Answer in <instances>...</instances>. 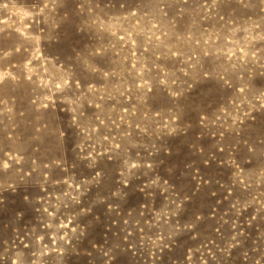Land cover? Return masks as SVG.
<instances>
[{"label": "rangeland", "instance_id": "1", "mask_svg": "<svg viewBox=\"0 0 264 264\" xmlns=\"http://www.w3.org/2000/svg\"><path fill=\"white\" fill-rule=\"evenodd\" d=\"M0 264H264V0H0Z\"/></svg>", "mask_w": 264, "mask_h": 264}]
</instances>
